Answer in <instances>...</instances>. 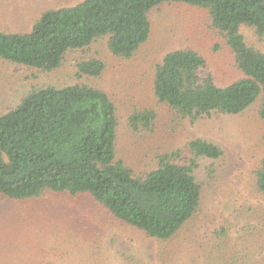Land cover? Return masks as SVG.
<instances>
[{
	"label": "trees",
	"instance_id": "16d2710c",
	"mask_svg": "<svg viewBox=\"0 0 264 264\" xmlns=\"http://www.w3.org/2000/svg\"><path fill=\"white\" fill-rule=\"evenodd\" d=\"M165 4L206 11L212 28L234 57L241 78L219 86L207 61L195 50L168 53L155 68L153 95L181 119L196 122L213 114L240 115L259 98L264 125V53L246 42L244 27L264 38V0H84L48 9L26 32L0 30V60L44 73L62 67L69 54L101 38L120 60H131L150 38V15ZM80 78H99L106 65L97 58L77 64ZM154 109L133 110V132L151 131ZM118 108L112 97L88 84L33 89L0 116V196L29 202L49 194L86 196L122 224L163 243L173 240L198 214L201 159L223 151L203 139L184 150L160 155L154 170L136 175L117 157ZM253 175L264 198V157ZM248 232L264 238V225ZM229 231L215 232L206 264H252L248 253L228 245ZM259 237V238H260Z\"/></svg>",
	"mask_w": 264,
	"mask_h": 264
},
{
	"label": "rangeland",
	"instance_id": "374dc122",
	"mask_svg": "<svg viewBox=\"0 0 264 264\" xmlns=\"http://www.w3.org/2000/svg\"><path fill=\"white\" fill-rule=\"evenodd\" d=\"M84 0H0V30L26 32L48 9L75 6ZM149 41L131 60L108 49V38L69 54L50 73L0 60V116L17 107L35 88L88 84L109 94L118 108L117 157L136 175L157 168L160 155L181 151L196 139L223 151L218 160L201 159L195 173L202 186L198 214L171 241L159 242L125 226L86 196L49 194L16 202L0 196V264H206L216 245L215 232L227 228L228 245L264 264V238L249 226L264 225V198L253 171L264 157V125L259 98L240 115L213 114L196 122L181 119L153 95L155 68L173 51L190 48L208 63L219 86L242 76L234 57L212 28L206 11L165 4L151 15ZM246 42L264 53V38L244 27ZM97 58L106 69L99 78H80L77 64ZM154 109L151 131L133 132V110Z\"/></svg>",
	"mask_w": 264,
	"mask_h": 264
}]
</instances>
